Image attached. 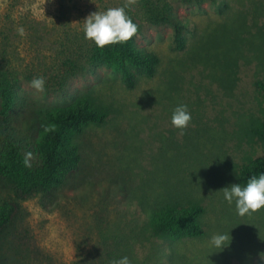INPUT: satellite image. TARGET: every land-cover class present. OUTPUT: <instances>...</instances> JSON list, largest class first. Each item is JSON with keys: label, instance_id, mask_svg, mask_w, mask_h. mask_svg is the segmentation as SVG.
<instances>
[{"label": "rangeland", "instance_id": "obj_1", "mask_svg": "<svg viewBox=\"0 0 264 264\" xmlns=\"http://www.w3.org/2000/svg\"><path fill=\"white\" fill-rule=\"evenodd\" d=\"M118 7L141 26L138 45L161 59L134 90L92 61L84 37L90 14ZM167 12L191 23L184 50L171 24L152 20ZM0 64L19 80L12 126L22 137L32 139L37 112L89 92L112 110L79 139L82 163L63 188L22 198L0 177V204L17 206L0 264H264V209L241 217L220 191L262 155L252 130L264 128V0H0ZM180 104L192 117L183 134L171 123ZM175 203L204 206L203 238H151L148 214ZM218 233L224 250L209 244Z\"/></svg>", "mask_w": 264, "mask_h": 264}, {"label": "trees", "instance_id": "obj_2", "mask_svg": "<svg viewBox=\"0 0 264 264\" xmlns=\"http://www.w3.org/2000/svg\"><path fill=\"white\" fill-rule=\"evenodd\" d=\"M182 1L197 6L207 2L218 4V0ZM152 20L157 25L171 24L177 47L180 50L186 48L185 33L191 27L189 21L181 20L172 12L152 15ZM133 22L138 26V32L131 41L103 49L95 45L92 50V61L120 74L129 90H134L143 79L155 78L161 65L158 55L138 45L141 26ZM67 64L69 72L83 70L73 62ZM18 86L17 75L0 64V177L20 197L28 198L36 193L59 190L77 174L82 163L79 139L90 127L107 124L112 110L89 92L71 105L37 112L32 139L22 137L12 126L19 97ZM257 86H261L264 93V82ZM252 134L262 155L240 169L239 183L242 186L250 177L264 172V128L253 129ZM16 213L15 204H0V240L12 226ZM204 215L205 208L200 204H167L148 214V231L152 239L160 242L203 238L206 235Z\"/></svg>", "mask_w": 264, "mask_h": 264}, {"label": "clouds", "instance_id": "obj_3", "mask_svg": "<svg viewBox=\"0 0 264 264\" xmlns=\"http://www.w3.org/2000/svg\"><path fill=\"white\" fill-rule=\"evenodd\" d=\"M138 32V26L125 12L124 7L109 8L104 12L90 14L84 20V37L94 42L103 49L110 45L124 44L133 39ZM31 86L37 91H43L45 86L44 79L36 78L31 82ZM191 113L186 104L178 105L171 117L172 125L181 131L189 126ZM27 163V161H26ZM223 198L229 204H235L237 215L244 217L261 209H264V172L258 176H252L246 185L240 183L232 184L222 190ZM227 235L223 233L214 234L210 240V246L219 249H226L230 245L226 243ZM264 260V256L261 255ZM112 264H130L127 256L113 260Z\"/></svg>", "mask_w": 264, "mask_h": 264}]
</instances>
